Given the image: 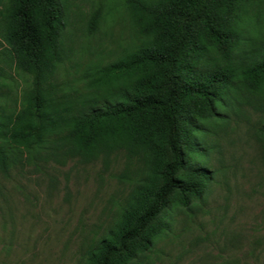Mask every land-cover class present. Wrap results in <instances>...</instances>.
Returning a JSON list of instances; mask_svg holds the SVG:
<instances>
[{
	"label": "rangeland",
	"instance_id": "obj_1",
	"mask_svg": "<svg viewBox=\"0 0 264 264\" xmlns=\"http://www.w3.org/2000/svg\"><path fill=\"white\" fill-rule=\"evenodd\" d=\"M65 6V57L54 82L90 97L99 70L144 36L127 0H65ZM241 17V43L230 59L236 76L213 115L198 121V151L185 147L190 162L211 175L207 190L189 206H170L168 229L131 264H264V85L250 91L241 75L244 64L264 55V0ZM3 28L0 14V110L11 113L25 103L32 76L16 66ZM53 141L21 149L0 169V264H81L141 178L142 161L122 151L86 160Z\"/></svg>",
	"mask_w": 264,
	"mask_h": 264
},
{
	"label": "trees",
	"instance_id": "obj_2",
	"mask_svg": "<svg viewBox=\"0 0 264 264\" xmlns=\"http://www.w3.org/2000/svg\"><path fill=\"white\" fill-rule=\"evenodd\" d=\"M254 1L127 0L144 40L102 67L98 91L80 97L54 82L65 57V0H0L1 35L16 66L32 76L23 106L0 110V169L21 149L49 140L86 160L122 151L143 164L117 219L88 245L81 264L133 263L168 229L170 206L205 194L211 175L190 162L185 147L198 151V121L213 115L236 76L230 59L242 39L241 14ZM95 23L94 16L90 31ZM241 75L248 90L260 91L264 55L244 64Z\"/></svg>",
	"mask_w": 264,
	"mask_h": 264
}]
</instances>
